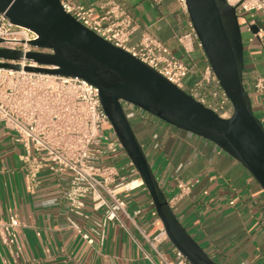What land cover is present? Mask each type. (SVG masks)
<instances>
[{
    "label": "built area",
    "instance_id": "built-area-1",
    "mask_svg": "<svg viewBox=\"0 0 264 264\" xmlns=\"http://www.w3.org/2000/svg\"><path fill=\"white\" fill-rule=\"evenodd\" d=\"M150 1L155 7H162L165 2ZM226 1L236 7L237 15L249 14L254 18V15L260 14L264 20V0ZM177 2L187 12L186 1ZM61 5L83 26L139 59L221 118L232 117L233 103L211 65L201 68L192 59L195 46L203 47L191 21L186 31L175 36L180 49L189 58L187 62L150 32L144 33L137 44L131 45L138 23L131 10L120 0H61ZM254 24L252 21L249 27ZM249 32L253 34L249 40L251 43L259 40L264 44V26L257 33L251 28ZM37 39L35 32L13 25L4 14H0V48L24 54L52 53L33 46L32 42ZM17 64L22 66L21 70L0 68V126L6 132L10 146L20 150L18 170L23 175L27 192L35 195L43 184L42 174L48 172L60 184H67L62 191V199L68 203L72 215L89 221L91 216L86 212L87 208L90 207L93 212L103 211L102 221L94 222L90 232H86L73 217L68 219L89 245L95 244L94 237L104 243L109 224L124 226L122 215L137 226L122 194L146 187L113 129L103 108L99 89L79 78L26 71L27 66H37L26 60ZM190 77L194 78L192 83L187 81ZM253 90L264 97L263 77L256 78ZM124 108L130 121L143 116L141 109L130 104H124ZM155 148H160L159 144ZM116 157L125 159L126 164L118 167ZM7 170V166L2 164L0 176ZM139 180L141 183L131 186ZM196 183L177 179L176 191L169 200L173 210L191 194ZM150 204L155 207L153 202ZM229 204L235 206L236 201L231 200ZM152 214L156 218L154 227H158L155 233L137 227L162 257L158 247L168 240V236L164 226H160L162 221L155 209ZM21 227L18 213L7 219L0 213V245L13 256L23 253L19 234ZM174 252V259L164 260L165 264H191L179 250Z\"/></svg>",
    "mask_w": 264,
    "mask_h": 264
},
{
    "label": "crops",
    "instance_id": "crops-1",
    "mask_svg": "<svg viewBox=\"0 0 264 264\" xmlns=\"http://www.w3.org/2000/svg\"><path fill=\"white\" fill-rule=\"evenodd\" d=\"M120 1L138 23L131 45L150 32L189 62L175 36L186 31L191 20L177 0H165L162 7L153 6L150 0ZM246 15L247 32L253 26H264L260 14L254 18ZM252 21L255 24L249 27ZM243 45L244 86L255 116L264 125V97L253 90L256 78H264V44L243 40ZM192 59L201 68L209 64L198 45ZM187 81L192 83L194 78ZM137 118L133 128L168 200L176 191L177 179L197 181L191 194L173 211L208 257L216 264H264V191L250 173L211 141L175 127L178 131L150 114ZM4 144L11 147L7 139ZM156 144L160 148L156 149ZM17 162L18 157L17 161L12 156L0 159V167L5 164L8 168L0 176V213L4 219L19 214L23 253L13 256L0 245V264H165L164 260L174 259L176 248L169 239L159 245L160 257L138 229L155 233L158 228L152 214L156 208L151 206L153 200L146 188L122 194L138 227L122 215L124 226L109 224L104 243L94 237L95 244L89 245L68 219L73 217L90 232L94 222L102 221L104 212L87 208L89 221L72 215L62 199L67 184H60L48 172L42 174L38 192L30 194L22 173L15 168ZM231 200L236 201L235 206L229 204Z\"/></svg>",
    "mask_w": 264,
    "mask_h": 264
},
{
    "label": "water",
    "instance_id": "water-1",
    "mask_svg": "<svg viewBox=\"0 0 264 264\" xmlns=\"http://www.w3.org/2000/svg\"><path fill=\"white\" fill-rule=\"evenodd\" d=\"M206 58L234 106L231 118L177 88L156 71L115 47L68 14L61 0H0V14L38 35L32 45L52 53L0 48V68L83 79L101 102L125 153L139 170L169 241L191 264H216L183 227L160 187L127 117L130 104L165 123L213 142L250 173L264 191V125L253 112L244 82V45L237 9L226 0H185ZM258 26L252 31L257 33ZM2 43V40H0Z\"/></svg>",
    "mask_w": 264,
    "mask_h": 264
},
{
    "label": "rangeland",
    "instance_id": "rangeland-1",
    "mask_svg": "<svg viewBox=\"0 0 264 264\" xmlns=\"http://www.w3.org/2000/svg\"><path fill=\"white\" fill-rule=\"evenodd\" d=\"M238 19H239V23L241 26L243 40L245 43H247L249 41V39L253 36L252 33L246 31V25L248 23V17L246 14H239ZM127 109L129 110L130 107H128ZM140 114H145V116L149 115L148 113L142 112V111ZM136 120H138V118H135L134 120L130 121L132 123L133 127H134V124L137 122ZM161 122H163V121H161ZM163 123L166 124L165 122H163ZM168 126H170V125H168ZM173 128H175V127H173ZM176 130H178V129H176ZM6 139H7L6 132L4 131V128L2 126H0V159H4V158H8V157L12 156L14 158V160L17 161V156L20 153V150H15L12 147L7 148L6 144H4ZM116 164L118 167H122L126 164V160L125 159H119V157H116ZM18 167H19V164L17 162L15 168L17 169ZM154 170H156V169L154 168Z\"/></svg>",
    "mask_w": 264,
    "mask_h": 264
},
{
    "label": "bare ground",
    "instance_id": "bare-ground-1",
    "mask_svg": "<svg viewBox=\"0 0 264 264\" xmlns=\"http://www.w3.org/2000/svg\"><path fill=\"white\" fill-rule=\"evenodd\" d=\"M139 183H141V181L139 180V181H137V182H135V183H133L131 186H135V185H137V184H139ZM160 226L162 227L163 226V224L161 223L160 224Z\"/></svg>",
    "mask_w": 264,
    "mask_h": 264
}]
</instances>
